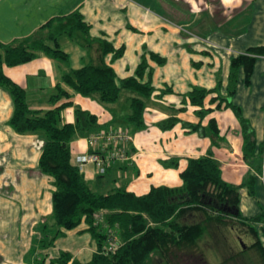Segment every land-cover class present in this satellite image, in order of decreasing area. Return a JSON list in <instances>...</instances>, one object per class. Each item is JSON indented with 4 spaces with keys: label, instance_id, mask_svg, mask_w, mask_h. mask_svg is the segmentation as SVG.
<instances>
[{
    "label": "crops",
    "instance_id": "1",
    "mask_svg": "<svg viewBox=\"0 0 264 264\" xmlns=\"http://www.w3.org/2000/svg\"><path fill=\"white\" fill-rule=\"evenodd\" d=\"M75 10L89 26L90 37L105 39L114 49L123 48L115 60H111L112 53L105 56L117 78L135 76L141 56L147 58L154 92L146 101L144 129H135L124 121L128 112L126 92L119 101L106 104L95 95H80L63 81L64 73L96 61V43L82 46L60 35L58 42L68 55L67 63L38 53L28 62L4 65L3 72L24 88L33 110L43 113L59 104L49 100L60 85L69 95L61 102L72 103L62 110L61 123H75L77 106L96 116L95 128L77 132L70 140L71 161L75 163L79 154L98 150L108 167V177L107 182L100 183L96 178L98 165L86 163L81 168L85 180L99 191L124 186L142 195L152 186H179L187 158L208 155L219 162L226 182L239 185L247 176L254 178L253 195L245 187L240 189L239 210L243 217L257 216L259 209L264 214V194L256 187L257 184L264 191V170L262 177L256 169L261 165L262 171L264 164V56L257 59L249 84H245L240 70L231 98L253 133V156L244 157L243 128L234 112L230 108L216 109V101H210L217 94L226 95L230 59L248 47L264 45V0H0V42L26 37L51 18ZM150 53L156 57H150ZM147 80L148 70L141 82ZM193 86L213 90L204 99L205 107L212 110L201 119V125L207 127L211 118L216 121L220 137L217 145L208 133L189 131L181 122L165 130L156 125L182 106L186 109L177 113L180 119L199 121L194 114L196 107L188 99L182 102ZM165 89L171 91L161 93ZM12 113L11 96L0 86V264H34L37 259L54 258L61 252L70 253L71 259L89 261L97 251V243L85 222L63 230L53 245L44 249L38 246V227L51 215L54 187L52 177L38 168L43 136L15 132L9 124ZM121 129L131 137L120 144L122 150L128 151L125 160L114 156V148L105 138L95 145L90 143L99 132ZM172 157L178 158V165L165 166V160ZM243 200L253 201L252 213L242 206ZM256 226L260 237L264 215Z\"/></svg>",
    "mask_w": 264,
    "mask_h": 264
},
{
    "label": "trees",
    "instance_id": "2",
    "mask_svg": "<svg viewBox=\"0 0 264 264\" xmlns=\"http://www.w3.org/2000/svg\"><path fill=\"white\" fill-rule=\"evenodd\" d=\"M60 35H67L82 46L97 44L96 61L88 62L70 74L64 73L63 81L80 95H95L106 104L119 101L126 92L128 112L124 115V121L128 125L135 129L145 128L143 113L146 101L154 92L151 69L145 55L141 56L135 76L117 78L112 66L105 62V56L112 53L111 60H115L122 55L123 48L114 49L107 40L90 37L89 26L83 21L79 10L51 18L26 37L16 38L9 43L0 42V86L9 92L13 104L9 124L17 133L37 132L43 136L38 168L52 177L54 187L51 194L52 212L38 227L40 235L37 244L43 249L47 248L64 234L63 230L73 229L81 222L87 224L91 237L97 243V251L87 262L71 259L70 253L61 252L54 258L37 259L34 264H162L161 260L165 264H175L180 256H184V264H200L206 261L205 246L210 245L224 253L221 263L230 264L231 261L236 264V258L232 255L233 246L225 243V230L234 227V224L241 225L253 237L247 249L238 251L240 254L236 256H246L248 251L253 250L256 258L248 257L247 264H264V246L256 226L264 214L243 217L239 210L240 189L245 187L253 195L254 178L247 176L239 185L226 182L221 176L219 162L211 156L188 157L186 167L180 172L179 186H152L142 195L124 186L99 191L85 180L80 167L71 161L69 143L77 132L95 128L96 116L77 106L75 123H61L62 110L72 103L61 102L69 95L60 85L56 86L57 93L49 100L50 103L59 104L43 113L33 110L27 103L24 88L3 72L4 65L28 62L38 53L67 63L68 55L58 42ZM262 56L264 45L248 47L233 56L230 59L226 95L217 94L210 99L216 101V109L230 108L239 119L243 128L245 158L253 156L255 139L241 108L231 98L237 89L240 70L244 72L245 84H249L254 65ZM150 57L156 55L150 53ZM146 70L148 80L141 82ZM167 91L171 89L161 93ZM212 91L193 86L182 98L184 104L188 99L189 104L196 107L194 114L199 117L197 123L183 121L177 116V113L185 111L186 107L182 106L156 125L165 130L181 122L189 131L208 133L217 145L216 140L220 137L216 121L211 118L207 127L201 125V119L212 110L204 104L205 97ZM123 151L127 155L128 151ZM164 164L176 167L178 158L172 157ZM260 166L256 168L259 172ZM107 168L96 177L100 183L107 182ZM109 236L119 238L121 242L114 253L103 252ZM156 254L160 256L159 259Z\"/></svg>",
    "mask_w": 264,
    "mask_h": 264
},
{
    "label": "built area",
    "instance_id": "3",
    "mask_svg": "<svg viewBox=\"0 0 264 264\" xmlns=\"http://www.w3.org/2000/svg\"><path fill=\"white\" fill-rule=\"evenodd\" d=\"M262 118H263V140L261 144V154L263 156V162H264V106L262 109ZM100 138H105L104 140L111 144V147L114 148V152H115L114 156L116 158H118L119 160H125L127 158L124 151L120 148L121 143L131 139V137L126 133V131L121 129L117 131L99 132L90 139V143L95 145L97 140H99ZM75 163L80 167V169L86 163H96L98 165V172L100 174L104 173L106 168L104 157L96 151L86 152L84 154L77 155L75 157ZM263 170H264V164L262 167L261 176ZM120 246H121V242L119 238H115L114 236L113 237L109 236L103 247V252L114 253Z\"/></svg>",
    "mask_w": 264,
    "mask_h": 264
},
{
    "label": "rangeland",
    "instance_id": "4",
    "mask_svg": "<svg viewBox=\"0 0 264 264\" xmlns=\"http://www.w3.org/2000/svg\"><path fill=\"white\" fill-rule=\"evenodd\" d=\"M256 182H258V181L256 180ZM256 187L260 190V193L264 194V191L261 189L260 186H258L256 184ZM256 193H257V191H255V195H256ZM251 200H253V199H251ZM251 200H248V201L243 200L241 202L242 206L244 207V205H245V209H248L249 210L248 212H250V213H252L250 210L253 208L252 207L253 205H251V204H253L252 203L253 201H251ZM255 200H256V198H255ZM258 205H260V204H258ZM261 205L264 208L263 203H261ZM245 212L247 213V211H245ZM260 212H261V209L257 210L255 215L260 214ZM228 219H231V218L228 217ZM228 224L232 225V223H230V222H228ZM232 226H234V227L230 228L229 230H227V229L225 230V234H226L225 243L228 242L229 245L233 246L234 250L240 251L242 249L237 242V236L240 237V240L243 242V244L245 246H248L253 242V237L250 236L249 234H247L248 232L246 231V229H243L241 225L234 224ZM260 231H261L260 238H262V243L264 245V230H260ZM210 243H212V242L210 241ZM208 245H209V243H208ZM205 247H206L205 248L206 250L204 251V256H205L206 261H205V263H200V264H223V263H221V261H222V258L224 256V253L221 250H219V249L216 250V248L213 246L211 247V245L208 246L209 248L207 246H205ZM245 255L246 256H243V257H245L244 259L246 262H247L248 257H252L254 260L256 258L255 252L253 250L248 251L247 254H245ZM156 256L158 259L160 258V256L158 254H156ZM156 256L154 255V257H156ZM257 261H258V259H257ZM161 263L165 264L164 260H161ZM154 264H157V263H154ZM175 264H184V256H180V258L175 261ZM190 264H195V263L192 262ZM230 264H233V263L230 261ZM256 264H260V263L256 262Z\"/></svg>",
    "mask_w": 264,
    "mask_h": 264
},
{
    "label": "flooded vegetation",
    "instance_id": "5",
    "mask_svg": "<svg viewBox=\"0 0 264 264\" xmlns=\"http://www.w3.org/2000/svg\"><path fill=\"white\" fill-rule=\"evenodd\" d=\"M237 242H238V244L240 245V247L242 248L241 250H243V249H247V246H245L244 244H243V242L240 240V237L239 236H237ZM243 245H244V247H243ZM240 250V251H241ZM238 251H236V250H234V251H232V255H234V257L236 258V264H247V262L245 261V257H239V256H236V255H238V254H240V253H237ZM237 253V254H236ZM229 255H226V257H228ZM225 257V258H226ZM242 258V259H241Z\"/></svg>",
    "mask_w": 264,
    "mask_h": 264
},
{
    "label": "water",
    "instance_id": "6",
    "mask_svg": "<svg viewBox=\"0 0 264 264\" xmlns=\"http://www.w3.org/2000/svg\"><path fill=\"white\" fill-rule=\"evenodd\" d=\"M243 247H244V245H243Z\"/></svg>",
    "mask_w": 264,
    "mask_h": 264
}]
</instances>
